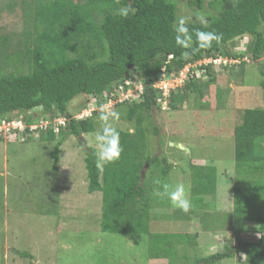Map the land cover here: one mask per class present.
<instances>
[{"label": "trees", "instance_id": "1", "mask_svg": "<svg viewBox=\"0 0 264 264\" xmlns=\"http://www.w3.org/2000/svg\"><path fill=\"white\" fill-rule=\"evenodd\" d=\"M125 5L134 9V14L126 19L117 15V9ZM210 5L216 13H210L208 24L185 25L191 43L183 48L176 44L178 6L172 0H31L25 3L34 32L31 34L34 47L28 50L31 68L28 73L0 77V124L3 120L22 119L28 127L16 129L8 136L0 135V139L13 142L21 135L24 141L31 140L34 133L29 126L36 120L24 116L29 111L41 108L51 119L66 117L67 124L60 127L59 133L53 124L39 131L47 141L61 136L53 150L58 162L61 146L69 136L83 142L84 134L96 130L92 117L77 119L70 111L69 105L75 98L87 94L103 105L128 80L137 78L144 85L140 100L133 107L130 105L128 111V117L136 120V131L116 129L122 148L120 158L100 171L96 167L94 147H85L89 192L103 195L101 225L105 232L146 234L153 245L163 242L170 247L179 243L174 241V236L172 239L150 230L152 201L156 197L153 193L156 187L163 188L162 183L151 181L150 169L160 173L158 181L161 182L168 181L166 178L173 169L167 158L147 153L150 130L144 122L155 108L162 110L159 103L162 94L155 85L164 67L168 72L179 73L187 65L218 57L231 61L220 68L237 66L234 60L245 64V54L234 53L230 46L243 42L246 37L251 38L248 52L253 61L260 62L264 56V0H212ZM197 31L212 32L221 39L213 40L209 48H201ZM201 68L209 76L207 83L193 79L179 88L178 93L172 92L169 103L172 109L176 110L179 102L191 93L203 96L204 87L216 82V65ZM261 85L264 87V80ZM124 103L118 104L125 107ZM88 106L83 105L80 110ZM154 128L158 133L157 126ZM234 139L235 171L241 177L242 186L235 189L234 216L228 217L234 218L239 232L247 222L258 224L261 237L259 240L238 237L233 247L202 257L194 264H209L212 260L216 263L240 254L246 255L248 264H264V150H261L264 108L244 111L243 121L235 126ZM195 170L192 194L194 198L199 196L203 203L204 196L217 191V168L195 166ZM194 235L196 241L192 245L197 246L203 234ZM187 236L190 234H185L183 239ZM166 254L170 251H165ZM154 257L163 258L160 254Z\"/></svg>", "mask_w": 264, "mask_h": 264}, {"label": "rangeland", "instance_id": "2", "mask_svg": "<svg viewBox=\"0 0 264 264\" xmlns=\"http://www.w3.org/2000/svg\"><path fill=\"white\" fill-rule=\"evenodd\" d=\"M30 1L0 0V77L30 71L28 50L34 47V32L25 9ZM172 1L178 6V21L184 18L186 24H208L210 13H216L210 5L212 0ZM262 28L264 31V24ZM250 42L246 37L230 46L234 53L245 54L246 63L240 60L237 66L216 68V82L204 87L203 96L191 93L176 110L172 109L171 93H178L188 81L182 86L179 82L180 87L172 89L169 96L160 97L162 110L155 108L144 122L150 130L147 153L167 158L173 165L168 181L163 182L158 181L160 173L150 169L151 181L162 185L182 182L190 188L191 208L187 213L173 208L167 197H154L152 201L151 232L176 237L174 241L179 243L170 247L163 242L153 245L146 234L103 231V195L89 192L85 147H95L94 134L101 131L103 123L99 120L101 109L120 114L119 120H110L112 127L134 133L137 124L135 118L128 117L129 106L133 107L142 94L138 96L134 88L133 99L126 101L125 107L118 104L120 100L99 105L87 94L75 98L70 111L79 119L92 117L96 130L84 134L83 142L69 136L61 146L58 162L53 150L61 136L47 141L37 132L28 141L21 135L13 142L0 139V264H194L233 247L238 237L259 240L258 224L247 222L239 232L234 218L228 217L234 216L235 189L242 186L235 171V126L243 121L247 108H264V56L260 62L253 61L248 52ZM167 79L170 83V75ZM208 79L202 73L197 81L204 84ZM130 81L140 90L144 86L137 78ZM83 105L89 106L80 110ZM43 114L38 108L24 116H32L37 122ZM184 143L190 151L177 146ZM261 148L264 150V141ZM195 166L217 168V191L204 196L203 203L192 194ZM187 233L190 236L184 240ZM195 233L203 234L197 246L192 245ZM168 250L170 254L165 255ZM157 254L163 258H155ZM209 264L248 261L245 254H240Z\"/></svg>", "mask_w": 264, "mask_h": 264}, {"label": "clouds", "instance_id": "3", "mask_svg": "<svg viewBox=\"0 0 264 264\" xmlns=\"http://www.w3.org/2000/svg\"><path fill=\"white\" fill-rule=\"evenodd\" d=\"M130 14H134V9H132L130 5H125L117 9V15H119L122 18L125 19L128 18ZM200 19L202 22L206 23V21L203 20V17H201ZM185 25H186L185 19L180 18L178 21V26H176L175 28L177 33L175 39L177 45L183 48H188L191 43V36L188 35V28ZM196 36L199 42V46L201 48H209L211 47V42L213 40L219 42V40L221 39L220 36L212 32L197 31ZM185 55H187V53H185ZM220 66H216V68H220ZM45 118L49 119L51 124H53L54 128L55 125L53 122L58 118H65L67 124L66 117H56L54 119H51L48 116V114H43L41 118L39 117L37 119V122H34V124H40L41 121ZM84 118H88V117H84ZM84 118L82 117L80 119H84ZM119 118H120V114L117 111H108L104 108L101 109L99 120L102 121L103 123L101 126V131H98L94 134L95 147L93 149V153L96 157V167L100 171H103L105 165L114 163L120 158L122 152V148L120 145V134L114 127H112V124L110 123V120H119ZM66 124L65 125L61 124L59 126V131H60V127L66 126ZM41 129L42 128H38L31 132L34 133L35 135ZM59 131L56 132L59 133ZM156 183L159 182L157 181ZM189 191H190L189 187H186V185L182 182H178L175 185L164 184L163 191L156 190L154 191L153 195L159 198L167 197L170 200L173 208L180 209L184 213H187L191 208V202L188 198Z\"/></svg>", "mask_w": 264, "mask_h": 264}, {"label": "built area", "instance_id": "4", "mask_svg": "<svg viewBox=\"0 0 264 264\" xmlns=\"http://www.w3.org/2000/svg\"><path fill=\"white\" fill-rule=\"evenodd\" d=\"M171 57L172 56H170V58ZM229 62H231L229 59H226L223 57L205 58V59L199 61L195 65H187L179 73L168 72L167 69L164 67L162 77L159 80V82L155 85V87L160 90V93L162 94V96H160V97L169 96L172 89L175 90L176 88L182 86L186 81H191L193 79H197L198 76H200V74L206 73V69L201 68L202 65L214 64L216 66H220L222 64L227 65ZM232 62H239V61L234 60ZM167 75H170V78H171L170 83L166 82L169 80V79H167ZM179 82L181 83L180 86H179ZM158 84H160V85H158ZM175 85H177V86L175 87ZM134 88H137L136 91H139L138 96L141 93H143V91H144V86L140 90L138 84L135 86H132L131 81L128 80V81H126V85H122V84L119 85L117 90L115 92L111 93V95L109 96L110 100L107 99V101L103 105H105L107 102L110 103L111 100H114V101L120 100L119 102H124V101L133 99L134 95H133L132 91L134 90ZM161 102H163L162 98H159V103H161ZM53 123L55 125V130L59 131V126L61 124L65 125L66 119L65 118H58V119L54 120ZM50 124H51V122L49 121V119L45 118L41 121L40 124H31L29 127H30L31 131H34L38 128H46ZM27 127L28 126L24 123V121L22 119L13 120V121L3 120L0 124V135L8 136V135L12 134L13 131L16 129L24 130Z\"/></svg>", "mask_w": 264, "mask_h": 264}, {"label": "water", "instance_id": "5", "mask_svg": "<svg viewBox=\"0 0 264 264\" xmlns=\"http://www.w3.org/2000/svg\"><path fill=\"white\" fill-rule=\"evenodd\" d=\"M173 145H174V143H172ZM180 149H186L187 151H190V149L189 148H186L185 147V143L184 144H178L177 145Z\"/></svg>", "mask_w": 264, "mask_h": 264}]
</instances>
